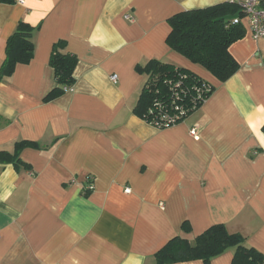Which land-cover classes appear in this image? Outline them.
<instances>
[{"label": "crops", "instance_id": "1", "mask_svg": "<svg viewBox=\"0 0 264 264\" xmlns=\"http://www.w3.org/2000/svg\"><path fill=\"white\" fill-rule=\"evenodd\" d=\"M231 1L0 3V65L19 21L36 28L31 61L0 82V152L38 143L19 152L28 168L0 163V264H155L168 240L192 242L215 224L264 256V40L245 31L230 45L239 68L223 83L165 44L174 14ZM58 42L77 59L75 82L43 102ZM149 60L190 69L214 90L157 130L133 113L146 79L136 67Z\"/></svg>", "mask_w": 264, "mask_h": 264}, {"label": "trees", "instance_id": "2", "mask_svg": "<svg viewBox=\"0 0 264 264\" xmlns=\"http://www.w3.org/2000/svg\"><path fill=\"white\" fill-rule=\"evenodd\" d=\"M0 3L10 4L14 0H0ZM242 16L240 7L233 1L179 12L168 19L170 31L165 38V44L172 52L223 83L239 68L228 50L231 44L244 36V28L232 23L233 18ZM35 31V27L19 21L6 41L4 59L0 65V82L12 75L16 65L31 61ZM76 63V57L65 51L63 42L53 46L49 66L54 71L55 86L44 96L43 102L60 97L65 93V88L74 85L73 70ZM136 70L146 76L133 109V113L142 120L149 119V110L153 108L155 101L166 104L168 109L175 92L180 95L179 103L190 107L198 89L207 88L204 93L206 98L214 90V86L196 72L172 63L149 60L144 65H137ZM24 147L36 148L38 143H16L13 153L0 152V163L28 168L19 159V152ZM227 250L233 251L232 264H264L261 253L245 246L244 238L239 234L229 233L223 224L208 227L192 242L180 236L171 238L154 254V260L155 264L195 260L208 264L211 259Z\"/></svg>", "mask_w": 264, "mask_h": 264}, {"label": "built area", "instance_id": "3", "mask_svg": "<svg viewBox=\"0 0 264 264\" xmlns=\"http://www.w3.org/2000/svg\"><path fill=\"white\" fill-rule=\"evenodd\" d=\"M239 7L243 13L242 17H235L232 20L233 24L241 25L252 40H264V0H232ZM14 3L22 5L24 0H14ZM125 19L132 20L131 17L125 16ZM112 81L117 79L116 75L110 77ZM65 92L71 90V87L64 89ZM207 88H200L196 91V96L191 100V106L185 107L183 103H179L180 95L175 92L173 99L167 109L166 104L155 101L152 109L149 110V119H145L148 125L157 130L166 129L181 123L190 113L197 109L207 98L204 96ZM152 114V115H151ZM193 138L198 139L195 128L190 130ZM93 190V179H88V185L85 192ZM126 193L129 189L125 190ZM162 207V204H161Z\"/></svg>", "mask_w": 264, "mask_h": 264}]
</instances>
